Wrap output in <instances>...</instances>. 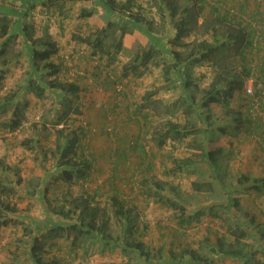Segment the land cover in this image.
<instances>
[{"label": "rangeland", "instance_id": "1", "mask_svg": "<svg viewBox=\"0 0 264 264\" xmlns=\"http://www.w3.org/2000/svg\"><path fill=\"white\" fill-rule=\"evenodd\" d=\"M109 1L0 0V11L10 9L9 33L0 39V198L13 207L0 210V264H184L187 257L170 261L168 252L201 243L205 254V239L227 241L235 227L244 261L264 264V179L259 191L238 182L240 173L264 178V0L208 2L221 11L242 3L239 18L252 24L257 39L242 102L235 92L229 105L220 93L216 102L204 99L214 95L210 85L218 75L240 74L228 38L239 30L238 19L218 21L209 6L197 14L191 0H167L175 12L165 0ZM121 29V44L114 46ZM223 38L213 56L199 58L205 48L197 43ZM32 47L45 54L34 56ZM148 48L150 60L137 62ZM29 80L42 87L41 96L28 89ZM67 84L78 91L60 89ZM247 87L261 104L253 109L257 119L242 126V143L224 138L211 163L207 134L234 132L233 116L225 113L249 116ZM115 147L127 150L128 163L114 165ZM66 157L78 164L84 157L89 167L81 173L78 164L63 168ZM114 194L132 210L131 222L115 214ZM91 195L107 235H68L80 223L71 204ZM209 206L218 216L207 214ZM179 213L190 219L182 226ZM57 226L53 238L48 229ZM203 259L186 264H246L216 253Z\"/></svg>", "mask_w": 264, "mask_h": 264}, {"label": "trees", "instance_id": "2", "mask_svg": "<svg viewBox=\"0 0 264 264\" xmlns=\"http://www.w3.org/2000/svg\"><path fill=\"white\" fill-rule=\"evenodd\" d=\"M166 1L167 0H165L166 6L170 10H172V12H175L176 7L171 6L170 3H166ZM191 1L194 4L193 6H195L197 9V14L204 15L203 10L206 8L205 6H209L211 9V11H209V14H211V13L217 14V15H214V18L218 21H224L225 23H228L230 21L233 22L236 19L239 20L237 22V24H239V25L241 24L239 26V30H237L236 33H230L228 38L231 37L229 39V42H230V40H232L234 45H235V46H231V48L234 49L237 57L239 58L238 59V67L240 70L236 69L235 71L237 73L240 72V74H237L235 76V79H232L233 78L232 75L228 76L229 75L228 73H230V70L228 71L227 74L225 73L226 75H222V76L218 75V77H216L215 81L212 82V84L210 85V87H211L210 89H212V93L214 95H209V97L204 99V101L207 100L206 102H216V101H218V97H219L218 93H220L221 98L223 100L225 99L224 103L226 105H229L231 100H232L233 94L235 92H238L239 93L238 99H239V101L242 102V95H241L242 94V85H243L244 80L250 75V71H251L250 65L252 62L251 53H252V50L255 49V44L257 43V39H256L255 33H254L255 30L252 27V24L250 22H246L244 20L242 22V19L239 18L240 14H238L237 11L242 12V3H239L237 5L238 7L236 6V9L233 8L231 5H228L227 7H225V10L221 11L220 7L208 4V2L211 0H191ZM109 3L110 4L112 3L111 0L109 1ZM110 7L112 8V5H110ZM185 10H189V9L185 8ZM8 11H10V9L7 7H4V11H2V10L0 11V12H2L1 13L2 17H0V39L5 38L9 33V23H8V19L6 17ZM127 16L130 19L134 20L133 21L134 23H141V20L138 17H135L134 15H132L130 13H127ZM243 25H245V27ZM263 25H264V23H263ZM241 26H242V29H241ZM210 27H211L210 29L212 30L213 26H210ZM206 28L207 27L205 26V29ZM212 32H214V31H212ZM124 33H125V31L123 29H121L119 32V35L115 41L114 46H118V47L120 46L121 39H122V36ZM178 35H179L178 32H176L175 37L172 39V40H174L175 43H169V45H172L173 47L175 46ZM225 42H226L225 39L224 40L220 39V43L218 41L216 42L214 40L212 41V43H208L205 40H203L200 43H197L199 50L200 49L202 50V48H205V50H204L205 52H200L201 54H200L199 58H201V60H202V59L209 58V56H213L214 55L213 53H216V49L219 46H222V44H225ZM99 43L96 44V46H93L94 49L92 50V52L96 53V51L100 49V47L98 46ZM38 44L41 45L40 43H38ZM48 44L51 46L50 43H48ZM42 45H47V43L42 42ZM227 48H229L228 44H226V49ZM31 50H32L31 54H33L34 56L36 55L37 57L43 56L45 54V50L41 51L40 53L38 51H34L33 47ZM152 54H153V49L148 48L143 53H140V55H137L136 61L145 64L150 60V58L152 57ZM194 54L195 53L192 54L193 55L192 58H195ZM175 55L177 58L179 57L177 52H175ZM215 59H216V56H215ZM215 62H216V60H215ZM134 65L135 64H133L132 66H134ZM223 83L225 86H223ZM28 89L30 91L34 92V94L36 96H41L42 92H43L42 87H40L39 85L32 82V80H29V82H28ZM60 89L63 91L69 92V93H73V92L78 91V87L76 85H73V84H67L64 86L60 85ZM246 95L248 96L247 112H248L249 116L241 117V112L236 110V113L238 114V117L236 119L234 117L233 113H229V112L225 113L227 116H233L230 118V121L234 122L233 126L236 128H239L241 124L243 126L244 124H248L249 122H251L252 124L255 123L257 118L255 116H252L254 113V110L252 107L253 106L252 105V99H256L257 104H258V109H261L260 101L256 95H254L253 93L252 94H246ZM254 115H256V114H254ZM143 118H144L143 122H145L146 116H144ZM10 122H12V121H10ZM10 126H11V128H15L14 125H10ZM222 128H226V127L220 126L219 129H217V127H216V130H220ZM223 130H221V131H223ZM60 131L58 130L57 132L60 134L61 133ZM175 134H177V133L176 132L173 133L172 138H178V135H175ZM209 134H212V132L210 131ZM179 136H184V133H181ZM262 140L264 141V138H262ZM60 144L61 143L56 144L58 149L60 148ZM116 148L117 149H115L114 152H116L117 161L119 162L120 165H125V160H127L126 158L128 156L126 153L127 150L124 149L123 147L121 149H120V147H119V149H118V147H116ZM141 151H142V149L140 150V152ZM205 154H206L207 159L210 158L213 160L214 155L211 154V151L206 150V148H205ZM68 158H70V157H66V159L64 160L63 163L65 166L63 168H68V167L71 168L70 165L76 166L78 164L74 161H71V159H68ZM210 159H209V161H210ZM89 164H90V161L88 159H84V157H82L80 159V163L78 164V166H80V169H76V171L78 173H81L82 172L81 169H83L85 167L88 168ZM63 174H66V176H68V178L71 177V173L65 172ZM239 178H240L238 180L239 183H242V180L245 182H248L247 188H252L255 191L260 190V188L262 186V182H263L262 180L264 179L263 177L258 178V177H254V176L249 177V176H245V175H241ZM0 185H3V184H0ZM193 187L196 190L199 189L198 185L194 184ZM110 199H111L112 205L115 208V214L121 220V222H123V223L126 222V224L131 222L130 221L131 219L129 217L130 209L123 208L122 203H124V201L122 199H118L116 194L112 195V197ZM90 201H93L92 195L85 197L84 199L80 200L79 203L73 202L71 204L70 208L74 214H77L76 218H77L78 222H80V223L75 225V227H74V229H72V231L69 230L68 235L69 234H76V233L79 234L80 231L84 232L85 230L87 232H95L96 234H99L100 237L103 235H107V234H105V229H103V228L107 227V224H106L107 221L103 220L101 218H99V219L96 218L98 215V208L96 207V205H93L94 203L91 204ZM171 204H172V207L177 208V209L179 208L178 206L176 207V205L174 203H171ZM1 209L6 210V211L7 210L12 211L13 207L11 204L5 202L3 199L0 198V210ZM207 214L211 217L218 216L214 213V210H212L211 206L208 207ZM176 218L178 219L177 223L181 224V226L183 225L182 223L190 220V219L185 220L183 218V216L181 215V213H179ZM105 219H107V218H105ZM1 223L4 224L5 222L1 221ZM143 225L146 226L145 224H143ZM59 228H61V227L57 226V227H53L51 229H48V232H50L49 233L50 236L53 238L59 236V234H60ZM136 228L138 230V227H134V229H136ZM237 231H239V229L237 227H235L234 229H230L229 232H230V236H232V238L227 240V241H225L221 237L215 238L213 242L209 241V239H205V242L208 243L207 244L208 246H206L207 250H206L205 254L200 253V249L203 247V245L201 243L198 244L197 248L179 246L178 251L175 252L174 254H171V252H168L169 260L173 261V259H175V258L178 259V258L187 257L188 259L186 261H183L184 264H186V262L195 263V262H199V261H201V263H204L203 258L206 257L208 253H210L211 255L216 253L218 256H223V257H227V258L228 257L229 258H236V259H240V260L244 261V259L247 257V252L244 248L245 245L242 243L239 244L240 239H239V236L237 235ZM124 235H126L125 232H124ZM127 240H129V239L126 238V244L128 242ZM139 245L142 246L141 243H136L137 247H140ZM209 245H211V247ZM34 249H35V245H32V249H31L32 253H33ZM143 250L144 249L140 247V251L144 252ZM251 264H261V263H259V261H253V263H251Z\"/></svg>", "mask_w": 264, "mask_h": 264}, {"label": "crops", "instance_id": "3", "mask_svg": "<svg viewBox=\"0 0 264 264\" xmlns=\"http://www.w3.org/2000/svg\"><path fill=\"white\" fill-rule=\"evenodd\" d=\"M238 69H239V67H238ZM223 86H225L224 83H223ZM234 128H236V127H233L234 132H231L230 134L228 132H225V131L213 132L212 134H209V133L207 134L208 135V138L206 140V147H207L206 150L211 151V154L214 155L213 160L209 158L210 161H211V163H215L216 162L218 153L221 154V152H219V147H222L223 140H225L224 138H230V140H233V139L236 138V139H238V141H241V143H242V124L240 125L239 128H236V129H234ZM210 146H213V147H210ZM115 149H117V148L115 147L114 150ZM220 151H221V149H220ZM209 159H208V161H209ZM125 163H128V161L125 160ZM114 165H120V164H119L118 161H116V162H114ZM240 174L242 175V173H240ZM240 184H242V183H240ZM131 207L134 209V205H131ZM138 207H139V205H138ZM130 211H132V210L130 209ZM140 216H141V219L148 218L147 217L148 216L147 213L145 215H143V213H140ZM161 228L164 229V226L160 224L158 226V229L160 230ZM221 257L224 260H229V259L237 260L236 258H229V257L227 258V257H223V256H221Z\"/></svg>", "mask_w": 264, "mask_h": 264}, {"label": "built area", "instance_id": "4", "mask_svg": "<svg viewBox=\"0 0 264 264\" xmlns=\"http://www.w3.org/2000/svg\"><path fill=\"white\" fill-rule=\"evenodd\" d=\"M245 90H246V92H247L248 94H252L250 88L247 87ZM252 105H253V106H252L253 109H257L258 104H257L256 99H252Z\"/></svg>", "mask_w": 264, "mask_h": 264}]
</instances>
